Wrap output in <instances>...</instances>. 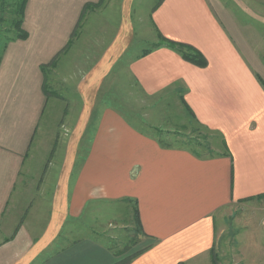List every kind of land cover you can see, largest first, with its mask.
Returning a JSON list of instances; mask_svg holds the SVG:
<instances>
[{
  "label": "crops",
  "instance_id": "1",
  "mask_svg": "<svg viewBox=\"0 0 264 264\" xmlns=\"http://www.w3.org/2000/svg\"><path fill=\"white\" fill-rule=\"evenodd\" d=\"M107 1L97 13L103 0H28V37L2 46L0 264H204L222 250L230 207H264V0ZM136 3L146 9L137 23ZM137 32L149 33L152 47L134 56ZM74 37L82 54L62 79L75 102L61 124L75 130L64 151H38L46 70L55 68L42 66ZM163 37L194 47L207 64ZM91 41L103 49L87 60ZM175 113L222 147L199 153L150 135ZM58 156L63 164L53 167ZM69 160L80 163L75 173ZM90 200L134 202L136 246L120 253L94 237L69 238L70 216Z\"/></svg>",
  "mask_w": 264,
  "mask_h": 264
},
{
  "label": "rangeland",
  "instance_id": "2",
  "mask_svg": "<svg viewBox=\"0 0 264 264\" xmlns=\"http://www.w3.org/2000/svg\"><path fill=\"white\" fill-rule=\"evenodd\" d=\"M105 2L108 1L103 0L96 7L98 9L97 13L99 12V8L105 5ZM15 10V0H0V56L2 46L18 33V30L15 28V21L18 20V16L14 14ZM144 10L146 9H141L139 3L134 5L136 23L138 21L137 16L141 15ZM92 19L90 18L89 20ZM139 27L138 23V30ZM85 34L87 38H92L95 33L92 30L85 32ZM148 34L136 33L132 46L134 56L152 47L151 40L149 42L147 40L150 37ZM99 36L100 33H98L97 37L99 38ZM72 40V44L69 45L65 52L58 55L55 68L46 70L48 104L36 135L35 144L39 143L40 148H42L38 149V151L44 152L46 151L45 148H51L52 152L64 151V141L67 139L70 141L72 132L75 130V127H70L67 131L61 124L63 109H66V104L68 103L71 106L70 104L75 98L74 88L68 89L70 95L66 94V89L63 90L62 77L63 74L69 71V68L76 67L77 57L80 55V52L82 54V49H77L76 47V37ZM155 41L160 42V39L156 37ZM90 44L91 47H86L84 54L85 59L89 57L92 60V57L100 54L103 48H93L92 41ZM66 83L65 81V88ZM63 91H65V95L67 96H64L62 99ZM69 114L70 117L76 116L75 112ZM134 117L137 118L135 120L136 123H143L137 115ZM172 117L171 120L168 118L163 123V127H151L147 129L145 125L143 128L149 130L150 135L161 139L165 145L171 147L182 146L199 153H209L212 150L217 151L216 149L222 147L221 139L216 137L212 131L199 125L190 115L186 116L185 113L176 115L175 113ZM66 134H68V137ZM87 135L89 134L87 133ZM89 140V138L84 139L85 149L89 146ZM48 150L47 152H49ZM52 162L53 167H56V165L61 167L63 164L60 156ZM72 162L74 163L73 172L75 173L78 167H80V163L76 160ZM72 162L69 160V164ZM39 163H42V161H39ZM24 177L28 178V174L24 173ZM75 177V175L71 177L70 189H72V179H75ZM56 178L53 181V185L57 182ZM252 206L249 204L246 206H233L227 210L226 234L223 235L220 241L221 252H212L200 262L204 264H264V207L257 208ZM77 215H71L69 218L68 228L69 232H72L69 238L94 237L120 253L129 252L139 241V224L136 221L137 207L132 201L123 200L117 202L104 200L96 204L92 200L86 201ZM114 217L116 218L114 219Z\"/></svg>",
  "mask_w": 264,
  "mask_h": 264
},
{
  "label": "trees",
  "instance_id": "3",
  "mask_svg": "<svg viewBox=\"0 0 264 264\" xmlns=\"http://www.w3.org/2000/svg\"><path fill=\"white\" fill-rule=\"evenodd\" d=\"M27 1L28 0H15L16 10L14 14L18 16V20L15 21V28L18 30L17 35L14 37L16 39H26L28 37L27 31L23 29V17H24ZM14 38H11V39H14ZM162 40L166 45L180 52L181 55L185 59L195 64H198L200 66H205L207 64L206 58L194 47L188 44H185V43H178V42L172 41L165 37H163ZM56 59L57 57H55L49 64L42 66V69L45 71V69L48 66H55ZM136 216H138V213Z\"/></svg>",
  "mask_w": 264,
  "mask_h": 264
}]
</instances>
